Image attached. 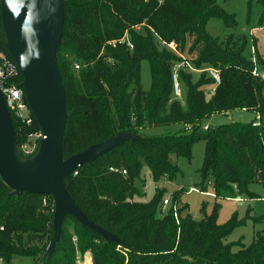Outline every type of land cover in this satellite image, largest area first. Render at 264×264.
<instances>
[{"label":"trees","instance_id":"16d2710c","mask_svg":"<svg viewBox=\"0 0 264 264\" xmlns=\"http://www.w3.org/2000/svg\"><path fill=\"white\" fill-rule=\"evenodd\" d=\"M212 17L227 28L237 26L235 15L219 0H64V32L56 52L68 113L64 157L121 132L133 135L92 164L78 167L65 185L88 219L117 240L103 237L68 215L59 240L49 251L54 234L53 197L11 195L0 178V258L5 264H12L15 256L29 257L34 264H76L78 254L83 258L87 253L92 264H264V227L251 244L234 243L238 246L234 250L225 238L241 222L232 218L218 223V206L210 214L204 210L200 220L185 213L187 205L179 206L177 222L172 206L169 213H160L166 188L156 187L152 199L139 200L144 192L136 180L144 164L155 182L173 179L179 168L172 156L191 159L193 144L201 140L205 142L199 170L201 191L212 182L217 196L232 190L253 199L251 184L264 185V81L252 75L251 54L244 55L246 38L236 33L212 36L207 30ZM125 33L132 50L126 44L110 43ZM158 36L178 43L196 67L220 69L221 82L213 94L208 93L213 84L208 74L203 72L193 82L191 72L181 69L185 102L173 98L172 65L179 57L160 46ZM5 41L0 0V48L12 59ZM142 60L150 64L149 91L141 85ZM22 80L20 72L16 85L23 87ZM236 109L257 113L259 126H253L252 120L204 128V120L213 114ZM30 114V125L11 114L21 158H26L21 147L28 137L41 131ZM177 123L185 129L140 135L142 128ZM183 192H173L172 203H178ZM252 220L264 225L261 217Z\"/></svg>","mask_w":264,"mask_h":264},{"label":"water","instance_id":"95a60500","mask_svg":"<svg viewBox=\"0 0 264 264\" xmlns=\"http://www.w3.org/2000/svg\"><path fill=\"white\" fill-rule=\"evenodd\" d=\"M1 20L6 49L22 74V86L43 139L32 159H21L16 146V129L0 91V178L11 195H51L54 200L50 249L59 240L66 216L97 231L117 237L89 220L70 195L65 179L83 164L133 137L121 132L93 144L68 158L63 139L68 119L65 87L56 63V52L64 32V0H1Z\"/></svg>","mask_w":264,"mask_h":264},{"label":"rangeland","instance_id":"374dc122","mask_svg":"<svg viewBox=\"0 0 264 264\" xmlns=\"http://www.w3.org/2000/svg\"><path fill=\"white\" fill-rule=\"evenodd\" d=\"M219 3L230 13H233L237 20L236 28H227L222 21L216 17H212L207 22V30L214 37L224 38L230 33L240 34L246 38V46L244 55L249 57L252 49L256 50V55L261 62L259 63L260 69L264 72V0H254L249 3V0H219ZM192 42V41H191ZM6 43V41H5ZM178 47V43H176ZM1 49V48H0ZM179 49V47H178ZM2 51V50H1ZM185 54V53H184ZM187 57V55H185ZM191 72L193 75L192 81H198L202 72ZM141 85L144 90L151 89V70L150 64L147 60H142L140 66ZM182 98L179 101L185 102V86L181 82ZM264 93V89H263ZM257 113L244 110H233L229 112L216 113L211 117L204 120V126L211 128L217 127L221 124L231 122H250L256 117ZM187 128V127H186ZM185 129L182 123L171 125H159L142 128L140 130L141 136H157L163 135L168 132H181ZM188 129V128H187ZM41 141V140H40ZM40 141L35 136H29L26 143L21 147L26 155V158L32 159L39 151ZM37 150V151H36ZM18 152V150H17ZM205 156V142L203 140L197 141L192 147L191 159L185 157L172 156L173 161L177 164L179 172L177 175L170 179L164 177L159 182H155L150 174V170L146 164L143 165L140 178L136 180V185L142 190L145 186L144 196L139 199L149 201L155 195L156 187H164L167 192L164 198L167 197L170 204L165 207V214L169 213L171 204L173 202L172 194L176 190H184L179 199V206L187 205L185 213L190 214L195 220H200L204 217V210L210 214L213 209L217 208V221L220 224L228 223L232 218H236L241 222L233 229V231L225 238V241L233 244V249L237 250V242H243L245 245L252 243L254 235L257 231L263 229V223H254V217H261L264 219V185L261 183H252L250 191L254 193L253 199L248 198L246 195L238 194L232 190H225L219 196L216 195L214 189L206 184L204 191L200 185L199 170L202 167ZM195 188L196 190H190ZM206 192H211L212 195ZM239 197L240 200L235 199ZM138 200V198H137ZM75 238V240H74ZM74 242L77 238L74 237ZM49 250V248H48ZM50 251V250H49ZM88 254V253H87ZM85 254L83 258L78 259L76 264H91L90 255ZM5 261L0 258V264H5ZM12 264H34L33 260L29 257L15 256Z\"/></svg>","mask_w":264,"mask_h":264},{"label":"built area","instance_id":"2783aa9c","mask_svg":"<svg viewBox=\"0 0 264 264\" xmlns=\"http://www.w3.org/2000/svg\"><path fill=\"white\" fill-rule=\"evenodd\" d=\"M139 28V27H137ZM158 42L160 46H166L167 48L173 50L177 56L179 57V60L176 61L172 65V81H173V98L180 100L182 98V89H181V80L179 77V71L181 69H185L186 71H194V72H204L208 74V76L213 80L212 86L209 88L208 93L213 94L217 88V86L221 82V72L220 69L213 67V66H207L203 68L196 67L191 60H189L185 54L178 49L176 43L174 41H165L161 39L158 36ZM111 44H126V46L132 50L133 49V44L131 43L128 33H125L123 37L117 40H113L110 42ZM251 59L253 62V69H252V75L262 81H264V72L259 69L257 65V55H256V50L252 49L251 52ZM76 70L80 68V64L76 63L75 64ZM20 74V69L16 62L13 59H9L6 57V55L1 51L0 49V91L3 94L4 100L6 107L10 113L14 116L16 121L30 125L32 123V117H31V111L29 108V105L27 101L25 100L26 94L25 90L23 87L17 86L15 83V79L19 76ZM260 124V117L258 114H256L255 119L252 122L253 126H259ZM205 129L208 128V126H204ZM30 136H35L36 139L39 141L43 139L42 132H37L35 134H31ZM113 171H118L117 168H110ZM77 171L74 172L76 174ZM123 174H126V170H122ZM208 185L212 187L213 183L209 182ZM145 186L143 187L142 191L145 193ZM190 190H196L195 188H190ZM207 194L212 195L211 192H206ZM240 200V199H237ZM170 204V201L167 197L163 198L162 204H161V209L160 213L161 215L165 214V207ZM174 217L177 222H179V213H178V208L179 204L178 203H172L171 204ZM75 240V238H74Z\"/></svg>","mask_w":264,"mask_h":264},{"label":"crops","instance_id":"0c3cea01","mask_svg":"<svg viewBox=\"0 0 264 264\" xmlns=\"http://www.w3.org/2000/svg\"><path fill=\"white\" fill-rule=\"evenodd\" d=\"M257 65H259L258 58H257ZM259 66H260V65H259ZM259 66H258V67H259ZM259 69H260V67H259ZM261 70H262V69H261ZM244 111H246V110H244ZM254 113H255V112H254ZM254 119H255V118H254ZM254 119H253V120H254ZM235 199H240V198H239V197H236ZM88 254L90 255V258H91V264H92V256H91L90 253H88ZM88 254H87V255H88Z\"/></svg>","mask_w":264,"mask_h":264}]
</instances>
